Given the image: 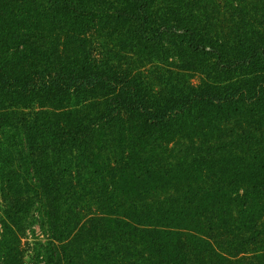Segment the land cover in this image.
Here are the masks:
<instances>
[{
    "label": "trees",
    "instance_id": "16d2710c",
    "mask_svg": "<svg viewBox=\"0 0 264 264\" xmlns=\"http://www.w3.org/2000/svg\"><path fill=\"white\" fill-rule=\"evenodd\" d=\"M180 1L0 0V264H264V0Z\"/></svg>",
    "mask_w": 264,
    "mask_h": 264
},
{
    "label": "rangeland",
    "instance_id": "374dc122",
    "mask_svg": "<svg viewBox=\"0 0 264 264\" xmlns=\"http://www.w3.org/2000/svg\"><path fill=\"white\" fill-rule=\"evenodd\" d=\"M185 1L187 0H181L180 4L184 3ZM212 1L213 0H189V4L193 5L200 13L207 11L205 14H208ZM168 2L170 3V0H165V3ZM226 19L227 17L221 20L226 21ZM166 47L167 46H159L158 48L153 49V51L149 48H145V50L143 51L145 53V63L143 64L145 65V85H152L154 83L158 85L163 81L162 76H169L171 72H173V78H177L174 82L177 83V86L179 85V91L181 89L180 84L182 83V81H184L186 84L192 83L195 86H199L201 84H204L206 80L209 79L215 72H220L219 67L222 65L220 64L218 65V67H214L212 61H210V59L206 56H193L192 59V61L195 62L194 64H197V67H204L202 68L204 69V71L192 69L193 67L190 66H186V68L191 69L189 71L188 69H181V66H179L181 64V61H188V55L184 53L182 54V56L184 57L179 59L178 54L181 55L182 52L180 53L179 50H175V48L178 49L176 45L175 47H171L170 50H167ZM146 58H148V60H146ZM152 63L156 64L152 65ZM180 70L183 71L182 73H187V76L184 74L179 75L178 73H181ZM204 72L206 73V75L204 74ZM159 77L161 78V80L157 81L155 78ZM180 149L182 150V148Z\"/></svg>",
    "mask_w": 264,
    "mask_h": 264
}]
</instances>
